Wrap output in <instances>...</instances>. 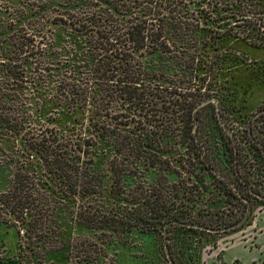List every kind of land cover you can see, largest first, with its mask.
Listing matches in <instances>:
<instances>
[{"label": "trees", "instance_id": "16d2710c", "mask_svg": "<svg viewBox=\"0 0 264 264\" xmlns=\"http://www.w3.org/2000/svg\"><path fill=\"white\" fill-rule=\"evenodd\" d=\"M203 3L206 11L209 1ZM196 4L0 0V148L15 169L0 193V227L14 231L20 261L41 264L53 255L58 264H102L108 260L107 245L135 234L156 233L164 251L163 229L171 221L219 227L196 213L201 203L220 202L204 198L208 178L242 199L215 169L197 127L193 133L199 119L193 111L209 97L205 82L196 87L192 76ZM243 17L253 29L264 23L256 13ZM52 27L65 30L62 42L55 43ZM167 60L185 77V88L172 83L175 74L168 73ZM219 66L212 68L216 74L222 73ZM178 90L185 91L180 102ZM168 94L178 97L173 104ZM166 104L176 108L168 113ZM57 111L72 116L73 124L62 133L48 122ZM151 118L168 124L148 125ZM178 126L184 133L179 145L187 144L182 153L165 146ZM100 149L105 171L96 169L94 153ZM228 155L237 167L230 173L233 182L240 180L264 204V194L253 188L260 184L249 182L262 176L247 173L241 179L238 167L246 166V156L237 149ZM150 172L156 176L152 183L146 181ZM169 174L175 183H169ZM67 220L93 239L64 241ZM172 232L206 233L170 225L166 242L174 264Z\"/></svg>", "mask_w": 264, "mask_h": 264}, {"label": "rangeland", "instance_id": "374dc122", "mask_svg": "<svg viewBox=\"0 0 264 264\" xmlns=\"http://www.w3.org/2000/svg\"><path fill=\"white\" fill-rule=\"evenodd\" d=\"M207 1L210 4L207 9L209 12L202 11L207 6L204 3L200 4V0H197L194 7L199 24L196 29L198 39L197 69L195 68V72L192 74L193 83L197 87L205 82V88L207 87L209 94L205 100L217 99L220 116L227 129L224 131L217 123L214 105L209 104L198 111L197 137L204 145H207L208 154L215 169L231 180L234 177L230 174L232 163H230L228 154L232 150V145L229 138L235 139L240 154L246 156L244 159L246 166L239 167L240 176L246 177L247 173H259L262 178L255 176L249 182L259 183V186L254 184L253 188L264 194V162L259 163L257 157H260L261 152L251 143L246 131L251 115L264 107V23L261 29L257 30L242 18L248 13H256L257 17L264 21V0ZM52 31L55 43L62 42L66 36L65 30L62 27H52ZM169 61H166L167 71L175 74L172 83L177 87L185 88V77L177 69L175 70ZM204 62L206 66H203ZM218 65L222 67L221 74H216L217 70H212ZM184 92L178 90L179 102L183 101ZM166 97L172 101V104L178 98L169 94ZM167 104L165 107L169 108L168 113L176 108V106ZM48 122L50 127L58 133L64 132L73 124L72 116L65 111H57L52 116L51 122L50 120ZM260 122H264V116L255 121V123ZM146 123L148 125L168 124L167 120H160L157 123L152 118ZM252 126H254L252 130L256 139L264 144L262 128L264 125L255 124ZM160 128L163 132L166 129L163 124ZM181 128L178 126L176 136L169 140L166 139V145H164L172 146L182 153L187 144L179 145L184 135ZM260 133L263 135H259ZM190 151L192 155L198 153L197 149ZM6 152L5 148H0V193L9 187L15 170L13 165L7 163ZM104 152L103 149H100L94 153V160L98 167L96 169L102 171H105L107 165ZM250 164L253 167L250 168ZM155 178V172H150L146 181L152 183ZM168 181L175 183L177 178L175 175L169 174ZM208 181L210 186L204 193V198L213 197L220 202L201 203L198 205L196 213L207 215V220L212 221L214 226L227 227L237 223L245 214L244 202L240 203L229 193V190L217 181L209 178ZM249 201L252 205L251 214L238 229L219 234L172 232L170 235L171 244H175L173 255L178 264H221L220 255L223 247L232 239L229 240L227 237H235L246 248H252L254 239L263 234V230L258 229L254 223L259 214L264 213V204L254 197H249ZM204 205L206 208H203ZM65 222L63 225L64 241H72L76 238L82 239V241L87 240L86 238L93 239V236L87 231L73 227L68 220ZM106 254L108 260L102 264H168L162 243L156 233L135 234L125 242H113L106 246ZM33 262L31 264H37L35 260ZM0 264H30L27 261L23 263L19 260L18 241L15 233L5 227H0ZM41 264H58V262L56 256L49 255Z\"/></svg>", "mask_w": 264, "mask_h": 264}, {"label": "flooded vegetation", "instance_id": "af4514ba", "mask_svg": "<svg viewBox=\"0 0 264 264\" xmlns=\"http://www.w3.org/2000/svg\"><path fill=\"white\" fill-rule=\"evenodd\" d=\"M242 18L245 20V17H243L242 16ZM213 100H215L216 102H217V105H218V109L216 108V105L214 104V102H213ZM205 101H211V102H209L208 104H206V105H204V106H202V107H200V108H198L197 109V111H195V109H194V111H193V115H195L201 108H203V107H205V106H207V105H209V104H212V105H214V109H215V116H216V121H217V123L220 125V127L224 130V131H226V126L224 125V123L222 122V119H221V116H220V110H219V102L217 101V99H207V100H204V101H202L201 103H203V102H205ZM200 103V104H201ZM200 104H198L196 107H198ZM195 107V108H196ZM264 116V107L262 108V109H260L258 112H256V113H254L253 115H251V117L249 118V120H248V122H247V129H246V131H247V136H248V138H249V140L251 141V143H253L259 150H260V152H261V154H260V158H262V159H264V144L261 142V141H258V139H256V136H255V134L253 133V130H252V127H254V126H252V125H255V124H259L260 126H262V125H264V122H260V123H255V121H257L258 119H260L261 117H263ZM259 126V127H260ZM196 124L194 125V128H193V133L195 134V132H196ZM263 128V130H264V127H262ZM259 135H263L262 133H260ZM229 140H230V143H231V145H232V147H235V149H233V150H231V152L233 151V152H235L236 151V149H237V144H236V140L235 139H232V138H229ZM238 150V149H237ZM203 151L205 152V149L203 148ZM239 151V150H238ZM240 152V151H239ZM230 153V152H229ZM259 158V157H258ZM231 167H233L232 168V170H231V174H232V172H234V170H235V168H237L236 166H233V164H232V166ZM238 169H239V167H238ZM238 171V170H237ZM233 175V174H232ZM239 176H240V171H239ZM219 177V176H218ZM221 177V176H220ZM219 177V178H220ZM226 177V176H225ZM241 177V176H240ZM228 179V178H227ZM241 179H243L242 177H241ZM230 182H228V185H229V187H230V189H231V191H232V193L233 194H235L237 197H240V198H242L240 201L241 202H244V205H246L247 207H246V211H245V214H246V212H247V210H248V207H250V214H251V211H252V205H251V202L246 198V194H248L250 197H254L255 199H257V200H259L260 202L262 201V198L260 197V196H258V195H256V194H254V193H252L251 191H250V189H246V188H244V187H241L240 185H239V182H240V180L239 181H237L236 183H235V181L233 182V179L231 180V179H228ZM242 188H243V190L245 191V193L243 194V191H242ZM246 189V190H245ZM250 191V192H249ZM244 214V215H245ZM249 214V215H250ZM244 215H243V217H244ZM249 215H248V217H249ZM242 217V218H243ZM248 217H247V219H248ZM241 218V219H242ZM240 219V220H241ZM246 219V220H247ZM239 220V221H240ZM245 220V221H246ZM171 222H173V221H171ZM176 222H178V221H176ZM170 223V222H169ZM179 223H188V222H179ZM245 223V222H244ZM243 223V224H244ZM173 224V223H172ZM172 224H170V225H172ZM190 224H196V223H190ZM236 224V223H235ZM167 225V224H166ZM165 225V226H166ZM170 225L166 228V236H164V231H165V226H164V229H163V238H164V251H165V245L167 246V242H166V237H167V233H168V228L170 227ZM174 225H177V226H181V225H179V224H174ZM197 225H201V224H197ZM234 225V224H233ZM202 226H204V225H202ZM229 226H232V225H229ZM229 226H227V227H207V226H204V227H206V228H209V229H213V230H219V229H226V228H228ZM181 227H185V226H181ZM241 227V226H240ZM186 228H192V227H186ZM193 229H196V228H193ZM236 229H238V228H236ZM196 230H200V229H196ZM235 230V229H234ZM200 231H204V230H200ZM230 231H233V230H229V231H223V232H215V233H213V232H208V231H204V232H206L207 234H219V233H226V232H230ZM168 249V248H167ZM168 253H169V250H168ZM170 255V254H169ZM165 257H166V259H167V256H166V252H165ZM171 258V257H170ZM172 260V259H171ZM167 261H168V264H170L169 263V260L167 259ZM172 263H173V261H172ZM174 264V263H173Z\"/></svg>", "mask_w": 264, "mask_h": 264}, {"label": "crops", "instance_id": "0c3cea01", "mask_svg": "<svg viewBox=\"0 0 264 264\" xmlns=\"http://www.w3.org/2000/svg\"><path fill=\"white\" fill-rule=\"evenodd\" d=\"M255 226L263 230V234L256 237L252 248H246L235 237H227L220 255L221 264H264V213H260L255 219Z\"/></svg>", "mask_w": 264, "mask_h": 264}, {"label": "water", "instance_id": "95a60500", "mask_svg": "<svg viewBox=\"0 0 264 264\" xmlns=\"http://www.w3.org/2000/svg\"><path fill=\"white\" fill-rule=\"evenodd\" d=\"M209 102H211V101H205V102L201 103L198 107L195 108V111H197L198 108L208 104ZM213 102L216 105V108L218 109L217 102L215 100H213ZM249 214H250V207H248V210H247L246 214L244 215V217L240 221H238L236 224H234L232 226H229L226 229H219V230L209 229V228H206V227H204L202 225H197V224L179 223V222L173 221V222L167 223V225L165 226L164 236H166V228L172 223L173 224H179V225L185 226V227H192V228H196V229H200V230H204V231H208V232H213V233L234 230V229L239 228L240 226L243 225V223L245 222V220L247 219ZM165 252H166L167 259L169 260V263L173 264L172 260L170 258V255L168 253V249H167L166 245H165Z\"/></svg>", "mask_w": 264, "mask_h": 264}]
</instances>
